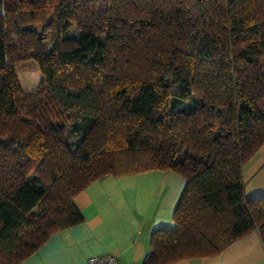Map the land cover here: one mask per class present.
Instances as JSON below:
<instances>
[{
	"label": "trees",
	"instance_id": "trees-1",
	"mask_svg": "<svg viewBox=\"0 0 264 264\" xmlns=\"http://www.w3.org/2000/svg\"><path fill=\"white\" fill-rule=\"evenodd\" d=\"M69 114L103 146L72 150ZM263 143L264 0H0V264L82 222L73 197L92 181L152 168L185 186L140 264L216 256L255 229L264 246V198L242 177Z\"/></svg>",
	"mask_w": 264,
	"mask_h": 264
},
{
	"label": "crops",
	"instance_id": "crops-1",
	"mask_svg": "<svg viewBox=\"0 0 264 264\" xmlns=\"http://www.w3.org/2000/svg\"><path fill=\"white\" fill-rule=\"evenodd\" d=\"M242 177L248 196L264 198V143L243 165ZM184 186L185 179L171 169L106 174L73 197L83 221L52 233L19 264H89L90 256L103 253L140 264L150 233L174 226L173 212ZM166 264H264V246L255 229L216 256Z\"/></svg>",
	"mask_w": 264,
	"mask_h": 264
},
{
	"label": "rangeland",
	"instance_id": "rangeland-1",
	"mask_svg": "<svg viewBox=\"0 0 264 264\" xmlns=\"http://www.w3.org/2000/svg\"><path fill=\"white\" fill-rule=\"evenodd\" d=\"M34 29L40 30L41 26L38 25L34 27ZM49 36L50 34H48L47 38H49ZM27 37L29 38V40H33L35 38V34L30 31L27 33ZM16 76L20 87L24 91H33L40 81L41 73L34 65V62L32 60H28L17 65ZM75 121H78V118H76L72 114H69V116H67V118L65 119V125L67 129H71V132H68L67 140L70 143L72 150L78 152L85 148L88 150H95L103 146L104 137L100 130L96 129L90 134H87L82 139L80 138V132L78 130H73L72 128V123H74Z\"/></svg>",
	"mask_w": 264,
	"mask_h": 264
},
{
	"label": "built area",
	"instance_id": "built-area-1",
	"mask_svg": "<svg viewBox=\"0 0 264 264\" xmlns=\"http://www.w3.org/2000/svg\"><path fill=\"white\" fill-rule=\"evenodd\" d=\"M87 260L89 264H127L121 262L115 255L110 253L92 255Z\"/></svg>",
	"mask_w": 264,
	"mask_h": 264
}]
</instances>
